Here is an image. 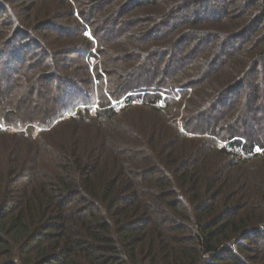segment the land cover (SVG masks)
Returning <instances> with one entry per match:
<instances>
[{
    "label": "trees",
    "instance_id": "obj_1",
    "mask_svg": "<svg viewBox=\"0 0 264 264\" xmlns=\"http://www.w3.org/2000/svg\"><path fill=\"white\" fill-rule=\"evenodd\" d=\"M261 119L264 0H0V264H264Z\"/></svg>",
    "mask_w": 264,
    "mask_h": 264
},
{
    "label": "rangeland",
    "instance_id": "obj_2",
    "mask_svg": "<svg viewBox=\"0 0 264 264\" xmlns=\"http://www.w3.org/2000/svg\"><path fill=\"white\" fill-rule=\"evenodd\" d=\"M216 3H217V1L213 4V5H216ZM97 5H96V3L94 2L93 4H91V7H92V9L94 10V8L96 7ZM90 14H94L93 13V11H91L90 12V9H89V16H90ZM97 18V17H96ZM121 19V18H120ZM124 22H125V20L123 19V20H118L117 22H115V24H113V26H108V27H106V29L105 30H103L102 31V33H101V37H102V40L104 41V42H106V43H111V42H117V40H119L121 43L122 42H124V41H126L127 40V38H129L128 36H130L131 35V32L129 31V29L126 27V26H124ZM101 23V22H100ZM100 23H99V25H100ZM125 28H127V32H126V30H125ZM116 29V30H115ZM118 29H120L121 30V32L122 31H124V33L125 34H121L120 35V33H118L117 31H118ZM127 37H126V36ZM86 36H88V37H92V35H91V32L88 30L87 31V34H86ZM156 39H159V40H162V41H160V42H162V43H164V41L167 39V38H169L167 35H166V38H165V36H164V34L163 33H160V34H158L156 37H155ZM30 52L31 53H36L37 52V50H36V46H33L32 47V49H30ZM96 51H93L92 53H95ZM92 55V54H91ZM89 56V55H88ZM157 56L160 58V60H159V66H161L162 67V69L163 70H167V69H165L166 68V66H167V64L168 65H172L173 63H175L174 61H173V58H170V57H167V53H165L164 54V52L163 53H157ZM89 58H91V57H89ZM49 60V61H48ZM50 60H51V56H49L48 58H47V63L49 64L50 63ZM180 60V59H179ZM178 60V61H179ZM86 61H87V63L91 66V70H92V75H93V77H94V79H97V76H96V72H95V70H96V65H97V60H95L94 58L93 59H86ZM160 62H162V63H165V65H162V64H160ZM158 66V62L156 61L155 62V65L154 64H151V68L149 69V70H147L145 73H142L141 75H138V77H137V79L136 80H142V79H144V80H151V79H149L150 78V76L154 73V71H156L157 70V67H158V69H160V67ZM175 68H177V69H180L177 65L175 66ZM182 70H184V69H182ZM162 71V70H161ZM105 77V76H104ZM158 76H156L155 78H157ZM105 82H106V80H105ZM8 86V84H6V86H4V87H7ZM63 87L64 88H61V91H63V89L64 90H66L67 91V89H69V88H67V85L65 86V85H63ZM104 89L105 90H107V84L105 83V86H104ZM181 93H180V91H179V93H177V95H180ZM166 97V96H165ZM175 100H179V98L177 97ZM181 109L183 110L184 108L183 107H181ZM66 118H69V115H66ZM251 119V121H252V118H250ZM178 121V123L181 125L182 123H184V121L181 119V118H178L177 119ZM16 123V122H15ZM252 125H253V129L255 130V131H259V128H261V127H264V119H261V120H259L258 122L256 121V122H253L252 123ZM1 126V125H0ZM20 130H22V131H25L26 130V128L25 127H12V128H10V131H11V133H16V132H19ZM36 133V135H38L40 132H39V128H37L36 129V131H35Z\"/></svg>",
    "mask_w": 264,
    "mask_h": 264
},
{
    "label": "snow or ice",
    "instance_id": "obj_3",
    "mask_svg": "<svg viewBox=\"0 0 264 264\" xmlns=\"http://www.w3.org/2000/svg\"><path fill=\"white\" fill-rule=\"evenodd\" d=\"M86 34H87V33H86ZM256 150H257L258 152H259V151H261V149H260V148H257Z\"/></svg>",
    "mask_w": 264,
    "mask_h": 264
}]
</instances>
